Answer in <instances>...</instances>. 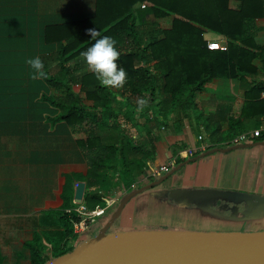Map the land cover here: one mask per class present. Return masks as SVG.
Returning <instances> with one entry per match:
<instances>
[{
    "label": "crops",
    "instance_id": "obj_1",
    "mask_svg": "<svg viewBox=\"0 0 264 264\" xmlns=\"http://www.w3.org/2000/svg\"><path fill=\"white\" fill-rule=\"evenodd\" d=\"M94 5V0H0V264H32L26 244L34 239L39 240L48 263L59 252L68 254L104 232L145 231L136 223L139 201L165 187L171 173L174 181L165 187L168 190H217L264 197V137L239 146L229 143L264 125V113L254 114L257 108L243 115L246 97L264 101L263 57L255 62L260 67L256 76L214 79L195 94L196 108L188 118L175 124V115L165 128L158 123L153 131L155 157L145 164L144 171L150 167L148 173L152 174L173 160L168 172L152 174V179L165 181L149 189L151 178L143 174L131 186L141 193L126 198L129 192L122 187L103 198L106 204L116 196V204L89 228L90 237L77 240L65 211L75 204L76 184L84 183V195L86 192V125L79 122V113L83 117L86 104L83 81L92 72L80 50L85 46V21L93 15ZM140 9L137 5L132 10L136 26L146 23ZM172 21L170 15L157 23L160 29L169 30ZM258 27L264 28V20ZM204 39L226 41L211 32H206ZM255 41L264 48V29ZM35 56L44 64L45 75L38 78H33L34 70L25 63ZM116 63L121 67L118 60ZM101 86L116 97L131 95L121 86ZM71 110L75 117H69ZM148 119L147 115L139 118V127L130 129L131 133L143 136ZM199 137L203 139L199 141ZM189 148L196 149L192 156L184 153ZM204 213L208 215L201 216L194 232H229L221 228L226 224L247 228L243 233L264 232V215L229 222L224 211L220 215Z\"/></svg>",
    "mask_w": 264,
    "mask_h": 264
},
{
    "label": "trees",
    "instance_id": "obj_2",
    "mask_svg": "<svg viewBox=\"0 0 264 264\" xmlns=\"http://www.w3.org/2000/svg\"><path fill=\"white\" fill-rule=\"evenodd\" d=\"M94 4L93 15L85 21V46L80 52L94 43L88 29L114 38L118 62L127 74L121 87L131 95L113 96L93 73L86 74L83 81L86 104L79 122L86 125L84 201L89 209L103 207L102 199L122 187L129 197L141 193L131 186L144 174L145 164L154 160L157 124L165 128L175 115V124L188 118L196 108L195 94L214 79L256 76L260 67L255 62L264 57V48L255 41L264 29L258 27L264 20V0H94ZM143 4L146 7L140 10L146 23L136 26L132 10ZM170 15L171 28L160 29L157 20ZM206 32L225 38L227 50H208L203 37ZM126 42H131V47ZM246 99L244 116L251 108H257L254 114L264 113V101ZM139 100L145 103L140 105ZM145 115L149 127L143 136L134 135L130 129L139 127L138 119ZM71 116L76 112L69 111ZM165 179L158 182L151 178V188ZM26 246L32 264H46L38 239ZM66 253L59 252L56 257Z\"/></svg>",
    "mask_w": 264,
    "mask_h": 264
},
{
    "label": "water",
    "instance_id": "obj_3",
    "mask_svg": "<svg viewBox=\"0 0 264 264\" xmlns=\"http://www.w3.org/2000/svg\"><path fill=\"white\" fill-rule=\"evenodd\" d=\"M84 191L85 184L78 183L76 204L83 202ZM162 195L183 207L195 206L215 215L224 211L242 221L264 215L260 196L186 189ZM123 205L124 201L118 211ZM46 264H264V232H104Z\"/></svg>",
    "mask_w": 264,
    "mask_h": 264
},
{
    "label": "rangeland",
    "instance_id": "obj_4",
    "mask_svg": "<svg viewBox=\"0 0 264 264\" xmlns=\"http://www.w3.org/2000/svg\"><path fill=\"white\" fill-rule=\"evenodd\" d=\"M149 169L150 167L145 170L144 175L145 177L148 176L153 178L152 174L150 172L148 173ZM167 178L169 180H166L164 183L165 187L168 188L171 180L174 179V173H171ZM175 178H178V176ZM153 180L155 181L156 179ZM151 184L152 181H149L147 184L149 189H151ZM165 187L163 186L159 190L153 191V193H148L147 196L139 201L141 203H139L136 208L135 216L138 227H141V229H146L144 232H194V230L198 229L197 227L200 223L201 216L208 214L204 213L205 211L195 206H180L170 200L168 197L163 196L162 192L168 191V189ZM224 217L228 218L229 222L234 221L233 218H231L232 216L228 213L224 214ZM221 228L222 230L229 232L234 230L242 233L248 231L247 228L239 229L238 225L230 224L223 225ZM90 231L91 230L89 229L87 232L88 237L91 236Z\"/></svg>",
    "mask_w": 264,
    "mask_h": 264
},
{
    "label": "clouds",
    "instance_id": "obj_5",
    "mask_svg": "<svg viewBox=\"0 0 264 264\" xmlns=\"http://www.w3.org/2000/svg\"><path fill=\"white\" fill-rule=\"evenodd\" d=\"M87 35L94 43L81 53L88 69L96 76L103 86L120 87L126 80V72L118 67L119 58L117 41L110 36H102L96 29H88ZM25 63L34 70L33 78L42 77L44 64L38 56L27 58ZM138 103L143 105L144 100Z\"/></svg>",
    "mask_w": 264,
    "mask_h": 264
},
{
    "label": "built area",
    "instance_id": "obj_6",
    "mask_svg": "<svg viewBox=\"0 0 264 264\" xmlns=\"http://www.w3.org/2000/svg\"><path fill=\"white\" fill-rule=\"evenodd\" d=\"M145 4L141 5V9H145ZM205 35V34H204ZM203 35V37H204ZM206 47L210 51H226L227 50V41H206ZM264 137V125L260 128L253 130L249 133L240 134L234 137L229 143L233 146H239L244 143H247L250 139H259ZM203 138L199 137L198 140L201 141ZM202 150L204 148H201ZM196 152V149L189 148L186 150V154L192 156ZM174 161L169 160L163 166H160L158 169L152 170L154 176L164 174L173 166ZM77 187V184H76ZM125 195V193H124ZM118 197V196H117ZM116 196L110 198L106 201V204L102 208H96L91 210L86 207L82 202L80 204H74L70 209L65 211V214L68 216L69 223L72 226L73 233L76 235L77 240L83 241L87 236V232L90 227L98 223V220L103 218L107 211L116 204Z\"/></svg>",
    "mask_w": 264,
    "mask_h": 264
}]
</instances>
